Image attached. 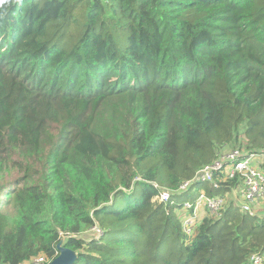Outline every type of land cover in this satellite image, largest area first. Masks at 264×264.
<instances>
[{
	"label": "trees",
	"instance_id": "trees-1",
	"mask_svg": "<svg viewBox=\"0 0 264 264\" xmlns=\"http://www.w3.org/2000/svg\"><path fill=\"white\" fill-rule=\"evenodd\" d=\"M226 146L264 152V0H0V264H252L264 211L154 200Z\"/></svg>",
	"mask_w": 264,
	"mask_h": 264
},
{
	"label": "built area",
	"instance_id": "built-area-1",
	"mask_svg": "<svg viewBox=\"0 0 264 264\" xmlns=\"http://www.w3.org/2000/svg\"><path fill=\"white\" fill-rule=\"evenodd\" d=\"M260 160V165L257 164ZM239 179L236 186L228 192L231 201L238 205L244 213L253 216L262 210L264 204V152H248L240 147L226 148L218 153L217 158L210 164L201 167L195 176L183 181L175 190L159 188V193L154 200L168 202L176 196L190 194L192 199L177 202L181 205V219L183 227L188 233H192L196 225L201 221L199 214L202 208L210 213V216H221L225 210L226 196H209L205 189H197L198 185L212 184L218 188L223 181ZM158 186V185H156ZM193 196V197H192ZM226 206L224 207V205ZM98 232H101L98 230ZM50 261L43 255L37 256L22 264H48ZM252 264H264V257L259 253L251 256Z\"/></svg>",
	"mask_w": 264,
	"mask_h": 264
},
{
	"label": "water",
	"instance_id": "water-1",
	"mask_svg": "<svg viewBox=\"0 0 264 264\" xmlns=\"http://www.w3.org/2000/svg\"><path fill=\"white\" fill-rule=\"evenodd\" d=\"M59 254L48 264H73L77 259L75 251L63 246V241L58 244Z\"/></svg>",
	"mask_w": 264,
	"mask_h": 264
},
{
	"label": "rangeland",
	"instance_id": "rangeland-1",
	"mask_svg": "<svg viewBox=\"0 0 264 264\" xmlns=\"http://www.w3.org/2000/svg\"><path fill=\"white\" fill-rule=\"evenodd\" d=\"M231 146H226V147H224V148H222V150L223 149H226V148H230ZM257 164H259L260 165V160H257ZM183 198H185L184 196H182ZM229 199H231V197L228 195V196H226V204H227V201L229 200ZM180 201H183V200H180ZM226 204L224 205V207L226 206ZM261 208H262V210H259L260 212L261 211H264V204H263V206L261 205ZM206 211H207V209H206ZM181 212H182V210L181 209H178L177 210V214L180 216V218H181ZM210 213L207 211L206 213H205V216L206 215H209ZM204 216V217H205ZM97 230H99V229H97L96 228V230H93V233L95 234L94 236H97L98 237V232H96ZM99 234H101V232H99ZM89 235H91V234H87V236H89Z\"/></svg>",
	"mask_w": 264,
	"mask_h": 264
},
{
	"label": "crops",
	"instance_id": "crops-1",
	"mask_svg": "<svg viewBox=\"0 0 264 264\" xmlns=\"http://www.w3.org/2000/svg\"><path fill=\"white\" fill-rule=\"evenodd\" d=\"M206 212L207 211L204 208L201 209L200 214H199V217H200L201 220L204 218ZM206 216H208V215H206ZM88 234H91L90 236H92L93 231L89 232Z\"/></svg>",
	"mask_w": 264,
	"mask_h": 264
}]
</instances>
